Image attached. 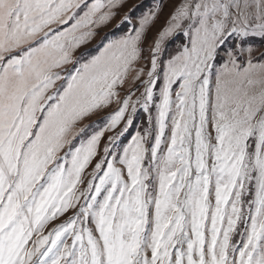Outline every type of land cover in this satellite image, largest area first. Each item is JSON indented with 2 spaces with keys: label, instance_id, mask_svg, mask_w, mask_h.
I'll list each match as a JSON object with an SVG mask.
<instances>
[{
  "label": "snow or ice",
  "instance_id": "obj_1",
  "mask_svg": "<svg viewBox=\"0 0 264 264\" xmlns=\"http://www.w3.org/2000/svg\"><path fill=\"white\" fill-rule=\"evenodd\" d=\"M126 3L0 0V264H264V0H180L152 36L161 0L131 3L74 55Z\"/></svg>",
  "mask_w": 264,
  "mask_h": 264
},
{
  "label": "rangeland",
  "instance_id": "obj_2",
  "mask_svg": "<svg viewBox=\"0 0 264 264\" xmlns=\"http://www.w3.org/2000/svg\"><path fill=\"white\" fill-rule=\"evenodd\" d=\"M163 8L162 11L158 17V19L155 21L154 25L152 26L151 32H149V36H152L155 34L156 29L160 28L167 20V17L169 13L173 10L174 6L180 2V0H161ZM131 3H142V7L138 11H146L148 7H151L153 5V0H128V3L125 4L124 8H121L119 10L120 15L115 17L112 21L105 25H101L98 28L94 29L95 34L87 41V43L81 45L79 49L76 50L74 55L79 56L80 53L88 51L91 52L92 54H95L96 51L99 50L100 47L103 46L104 43H107V39H113L116 37H119L122 35L127 26H121L117 27V24L119 23L121 16L123 12L127 9V7ZM107 37V39H105ZM245 45H251L254 49L253 51V56L254 57H259L261 53H264V37H261L260 35H251L248 37V39L245 41ZM180 46V41L177 40L175 43L169 46L168 52L171 53L172 55H175L174 49L178 48ZM165 59L168 58V53L165 54ZM246 59V54L245 57ZM144 64L143 60H140L134 67L139 68ZM219 66V65H217ZM66 67H71V65H68ZM131 79V76L129 77ZM177 87V86H174ZM127 90V84L124 85L123 88H120L119 91L121 92V95L124 94V92ZM139 95V93H137ZM116 104L113 103L110 105L107 109H104L100 112H97L90 116L88 119H85L81 124H79L77 127H83L84 125H94L93 122L98 121L103 119L104 117L108 116L113 110L116 108ZM153 114H155V110L153 109ZM102 127V124L99 125ZM137 126H139V129L143 131L145 127H148L147 120H146V115L142 112L139 111L137 116H136V121H135V126L132 127L130 130L131 133H135L137 131ZM119 131V129H117ZM113 133H106L105 137L102 140V145L107 141V136L112 135ZM130 139V136L128 134L125 135L124 137V143H127V140ZM79 142V141H77ZM98 159V158H97ZM95 160L93 161L92 166H94ZM92 166H90L87 169V172H91ZM72 213L71 211L69 213H66L64 216L58 218L56 221L51 222L48 227L51 228L55 224L63 222L68 216H70ZM236 240H239L240 237L236 236Z\"/></svg>",
  "mask_w": 264,
  "mask_h": 264
}]
</instances>
